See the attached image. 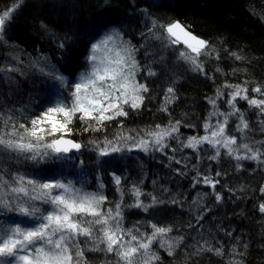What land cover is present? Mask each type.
Returning a JSON list of instances; mask_svg holds the SVG:
<instances>
[{"label": "snow or ice", "instance_id": "1", "mask_svg": "<svg viewBox=\"0 0 264 264\" xmlns=\"http://www.w3.org/2000/svg\"><path fill=\"white\" fill-rule=\"evenodd\" d=\"M162 6L153 3L140 9L146 31L140 33L144 43L139 47L126 40L123 31L116 27L94 39L85 57V70L76 74L72 81L43 54L30 60L31 69L43 78L51 97L46 98L47 106L39 115L25 122L18 123L16 113L23 114L20 110L0 108V153L35 165L33 171L17 170L9 175L7 167L0 162V264H94L86 255L89 252L103 253L102 264H161L154 245L169 257L183 246L186 260L204 252L224 256L223 245L213 244L215 237L201 235L199 239L193 238V243L185 244L186 236L179 224L144 220L125 227L128 209L148 212L150 208L166 203L183 208L182 193H172L156 180L152 181L156 189L146 192L142 177L129 180L126 175H117L113 171L109 175L116 198L109 200L99 175L96 176L97 186L89 191L86 180L70 178L65 172L57 171L68 168L77 169L78 176L86 174L83 150L95 155L97 173L106 163L103 158L133 151L161 153L170 163L183 165L186 169L187 158L175 155L185 149L196 154L197 162L205 156L209 161H219L223 154L235 162L236 170L243 168L242 161H253L264 168V139L254 137L255 132L264 135V84L261 83L251 87L250 95L249 81H224L216 87L213 96L206 97L209 109L200 125L204 134L184 137L181 128H195L196 125L187 120V114L179 119L171 117L169 106L178 99L177 77L173 74L169 77L171 83L164 90L160 108L169 113L167 123L126 127L124 119L129 112L139 111L150 98L147 77L157 75L153 65L165 64L168 52L175 55L176 64L183 63L188 70L213 80L214 77L205 71V64L221 59L220 50L211 41L195 35L190 25L180 20H161L149 12V8ZM17 7L14 3L0 15V43L4 42L6 22H10ZM40 26L45 32L49 31L43 22ZM68 39L65 36L64 40H59L58 47L64 49ZM152 41L158 44L155 50L151 48ZM141 49H144L146 60L143 64L137 59ZM223 50L235 61L247 59L227 47ZM12 59L15 64H0V74L9 85L16 83L9 74H25L20 56ZM215 71L224 74L219 66ZM237 71L239 69H233V73ZM142 72L144 78L138 79ZM239 101H246L248 109L255 110L254 121L241 110ZM222 104L226 108L222 109ZM74 121L81 123L85 133H106L114 121L116 128L110 135L93 136L87 142H81L73 138L71 125ZM204 145L211 149L210 155ZM169 152L172 155H168ZM191 167L195 171L193 187L203 184L212 190L198 194L189 207L190 211L195 208L194 219L202 229L200 222L211 210L204 205V198L212 195L216 203L222 201V194L216 190L220 183L217 177L226 173L217 170L213 176L210 172L197 170L196 164ZM174 172L180 176L186 174L180 167ZM259 192L264 196V185ZM126 196L131 202H125ZM257 207L264 214V201ZM196 225L189 221L187 227ZM226 235L231 237L232 233ZM238 243L239 238L230 247L227 264H244L237 258L245 255L244 251L238 250ZM242 248L246 250L248 244L244 243ZM108 254L114 259H108Z\"/></svg>", "mask_w": 264, "mask_h": 264}, {"label": "trees", "instance_id": "2", "mask_svg": "<svg viewBox=\"0 0 264 264\" xmlns=\"http://www.w3.org/2000/svg\"><path fill=\"white\" fill-rule=\"evenodd\" d=\"M14 3L18 7L12 13L10 22L5 25L4 42L0 43V64H15L12 57L19 55L25 74H9L16 81L14 85H9L3 79V74H0V108L20 110L23 114L16 113L18 123L39 115L47 106L46 98L51 97L43 78L31 69V59L43 54L72 81L76 74L84 71L85 57L88 55L95 31L110 26L121 28V24L126 23L128 29L123 31L125 39L131 40L137 47L144 43L140 33L146 31V24L140 9L153 3L164 6L149 8V12L161 20H180L190 25L193 33L211 41L220 50L221 59L205 64V71L214 77L213 80L188 70L187 66L175 65V55L168 52L165 64L153 65L157 75L147 77L150 98L145 100L139 111H130L126 119L121 118L124 119L126 127L137 128L167 123L169 113L162 112L160 108L164 90L171 83L169 77L173 74L177 77L175 89L178 99L169 106L171 117L179 119L187 114V120L196 125L195 129L182 127L184 137L200 131L199 126L209 109L206 97L213 96L216 87L224 81H249L250 95L252 86L257 83L264 84V3L261 0H0V6L5 5L4 7L8 8ZM41 22L48 26V32L41 28ZM65 36L69 39L65 42V48L60 49L58 41L64 40ZM157 47V42L152 41L151 48L155 50ZM225 47L229 51H237L247 59L235 61L234 58H229L228 53L223 50ZM137 59L142 64L146 62L144 49L137 53ZM217 66L223 69V75L215 71ZM233 69L239 71L233 73ZM144 76L145 73L142 72L138 79H143ZM25 81L34 84L37 82L38 87L35 88ZM244 110L248 112L250 120L254 121L255 110H247L245 106ZM73 125L76 128L73 137L81 142H87L93 136L104 135L83 132L79 121H74ZM114 129L113 127L109 130L112 132ZM254 137L264 139V135L259 132H255ZM208 154L210 155L211 151H208ZM130 155L133 158L118 155L103 158L106 163L97 173L95 155L83 150L86 174L80 173L78 176L77 169L68 168H62L64 170L61 172H65L70 178L86 180L89 191L97 186L96 176L99 175L105 184L104 191L109 200L116 198L115 187L109 175L113 171L117 175H126L129 180L142 177V187L146 192L156 189V185L152 183L156 180L158 184L167 186L172 193H182L185 200L183 208L166 203L150 208L148 212L137 208L128 209L125 213V227L142 220L175 223L179 224L181 231L185 233V244L193 243V238L200 236L201 232L190 210H187L196 193L202 191L201 184L193 187L195 171L189 170L190 167L185 169L183 165L170 163L166 156L147 157L142 152ZM168 155L172 153L169 152ZM175 155L177 158L181 155L191 156L192 150L185 149L183 153L178 152ZM0 162L7 167L9 175L17 170L30 172L35 169L32 162L17 160L14 156L10 158L7 153H0ZM193 162L195 163V160ZM198 163L201 165L197 170L210 172L213 176L217 170L226 173L217 177L221 184L216 186V190L222 194V201L216 203L214 196L208 195L204 205L211 210L204 214L200 222L203 227L211 228L208 237H215L214 246L223 245L225 254L221 257L213 252H204L186 260L183 246L177 249L174 256L169 257L163 249L154 245L161 257V264H227L228 251L232 244L237 242V238L238 250L245 252V255L237 257L238 259H242L244 264H264V214H261L257 207L264 200V196L259 192V187L264 182V168L257 166L253 161H242L243 168L236 170L235 162L223 154L219 161H209L205 156ZM177 167L188 172L183 176L177 175L174 172ZM57 171L60 172L58 169ZM204 191L212 192L210 189ZM125 202H131L129 197H125ZM189 221L196 226L188 228ZM227 232L232 233L231 237L226 235ZM244 243L248 244L246 250L242 248ZM86 255L94 264H102L105 260L103 253L89 252ZM107 258L114 259L111 254H108Z\"/></svg>", "mask_w": 264, "mask_h": 264}, {"label": "rangeland", "instance_id": "3", "mask_svg": "<svg viewBox=\"0 0 264 264\" xmlns=\"http://www.w3.org/2000/svg\"><path fill=\"white\" fill-rule=\"evenodd\" d=\"M261 2L262 3H264V0H261ZM5 6V5H4ZM4 6H0V15H2L3 14V11H5V10H7L8 9V7H4ZM14 11H15V9H14ZM14 11H13V13H14ZM12 16V15H11ZM11 18V17H10ZM131 20H133L132 19V17L130 18ZM122 25V27L121 28H119V27H116V28H118V29H121L122 31H126L127 29H128V25H126V23H122L121 24ZM113 26H110V28H112ZM110 28H106V29H104V30H97V31H95L93 34H92V40H91V42H93L94 41V39H99V37L101 36V35H103V33L105 32V31H107V30H109ZM175 65H178V66H180V65H183V66H186V65H184L183 63H181V64H176V62H175ZM85 68H86V66H85ZM85 68L83 69V70H85ZM27 82V84H30V85H32L33 87H35V88H37L38 87V85H36L37 84V82H35V84L34 83H31V81H25V83ZM251 95H252V93H251ZM238 106L241 108V110H244V106L246 107V109L248 110V105H247V103H246V101H239V103H238ZM221 107H222V109L223 108H226V106L225 105H221ZM254 110V109H253ZM244 111H246V110H244ZM247 112V111H246ZM248 113V112H247ZM230 125H231V122H230ZM233 127H234V125H232ZM71 127L73 128V130H75L76 128H75V126L72 124L71 125ZM116 128V123H114V122H112V124L110 125V127H109V129L110 128ZM201 129H200V131L198 132V131H195L194 133H193V135H196V134H199V135H203L204 134V131H203V128L201 127V126H199ZM109 129H107L106 130V133H104V134H110L111 133V130H109ZM191 129H195V128H191ZM190 129V130H191ZM109 130V131H108ZM199 130V129H198ZM74 138V137H73ZM77 140V139H76ZM173 146H175V145H173ZM204 148L205 149H208V151H211V149H209V146L208 145H204ZM88 153L90 152V151H88V150H86ZM131 153H139V151H133V152H131ZM131 153H125V154H123V155H118V156H122V157H124V156H126L127 158L128 157H131V158H133L132 157V155H130ZM143 153V152H142ZM143 155H145V156H147V157H149V156H151V155H153V156H155V158H157V155H158V158L159 157H162V156H164V155H162L161 153H158V152H156V153H149V154H145V153H143ZM186 163H188V167H190V168H188L189 170H193L192 169V167H191V165L192 164H196V168H199L200 167V163H198L197 162V160H196V154H193V152H192V155L191 156H186ZM192 158V159H191ZM195 160V163L193 162ZM242 163V162H241ZM60 172L61 171H63L64 169H62V168H59L58 169ZM194 171V170H193ZM185 172H188V171H185ZM221 183H219V184H217V185H220ZM262 185H264V182L262 183ZM260 188V187H259ZM204 189H210L211 190V188H209V187H207V186H205V185H203V184H201V190L202 191H199V192H197L196 193V196H195V198L198 196V194H202V193H205V191H204ZM261 194V193H260ZM263 197V196H262ZM206 198H207V196L204 198V201H203V203L205 204V200H206ZM262 200H263V198H261ZM264 201V200H263ZM191 205V204H190ZM190 205L188 206V207H190ZM187 210H189V208L187 209ZM190 214H192V217H195V214H196V210H195V208H193L191 211H190ZM142 221H144V220H142ZM201 232L199 233V235L201 236V235H203V236H205V237H208V235L209 234H211V228L209 227V226H206V228L205 227H203L201 230H200ZM200 236H197L196 237V239H199L200 238Z\"/></svg>", "mask_w": 264, "mask_h": 264}, {"label": "water", "instance_id": "4", "mask_svg": "<svg viewBox=\"0 0 264 264\" xmlns=\"http://www.w3.org/2000/svg\"><path fill=\"white\" fill-rule=\"evenodd\" d=\"M195 34V33H194ZM196 35V34H195ZM198 36V35H197ZM199 37V36H198ZM75 139V138H74Z\"/></svg>", "mask_w": 264, "mask_h": 264}]
</instances>
